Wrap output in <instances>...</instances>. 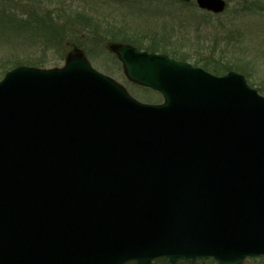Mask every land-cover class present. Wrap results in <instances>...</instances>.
<instances>
[{
	"label": "water",
	"instance_id": "1",
	"mask_svg": "<svg viewBox=\"0 0 264 264\" xmlns=\"http://www.w3.org/2000/svg\"><path fill=\"white\" fill-rule=\"evenodd\" d=\"M115 50L164 104L139 103L82 56L0 82V264L264 255V97L233 72Z\"/></svg>",
	"mask_w": 264,
	"mask_h": 264
},
{
	"label": "rangeland",
	"instance_id": "2",
	"mask_svg": "<svg viewBox=\"0 0 264 264\" xmlns=\"http://www.w3.org/2000/svg\"><path fill=\"white\" fill-rule=\"evenodd\" d=\"M226 1L228 6L223 13L212 14L200 10L195 1L184 7L168 0H0V57L11 60L9 64L20 61L25 65L52 68L64 65L67 55L83 53L95 69L124 86L135 99L162 103L161 94L127 78L109 50V44L115 40L112 35L101 31L103 39L95 46L91 40L93 31L84 28L83 18L74 16L77 13L92 16L104 27L144 34L142 37L146 40L150 35L161 34L167 22L181 31H174L170 40L173 45L161 44V50L170 54L178 52L173 55L192 64H205L220 73L230 67L242 70L248 74L249 83L260 87L264 95V0ZM61 8L67 10L58 13ZM45 12L51 15V27L46 28L45 19L38 16ZM12 15L21 22H31L39 34L20 23L18 30L13 29L11 25L15 21L7 19ZM198 25L199 28L195 27ZM156 29L157 34L151 32ZM3 63L0 61V78ZM195 263L216 264L212 260ZM242 264H264V257L248 258Z\"/></svg>",
	"mask_w": 264,
	"mask_h": 264
},
{
	"label": "trees",
	"instance_id": "3",
	"mask_svg": "<svg viewBox=\"0 0 264 264\" xmlns=\"http://www.w3.org/2000/svg\"><path fill=\"white\" fill-rule=\"evenodd\" d=\"M38 16L41 17L42 19H45L46 24H45L44 26H45L46 28H47V27H51L52 24L50 23V22H51V18H50V16H48V15H44V16H42V15H38ZM46 17H49L50 20H48V19L46 20ZM7 19L15 21L16 24H12V25H11V27H12L13 29H15V30H18V29L21 27L20 24H24V25H26V26H29V27L32 28L33 30H35L34 27H33L32 24H31V22H29V24H28V22H24V21L21 22V21H19L17 18H15L14 15L7 17ZM18 23H20V24H18ZM13 26H15V27H13ZM36 26L39 27L38 25H36ZM35 31H36V30H35ZM47 31L49 32V33H48L49 35H52L49 29H48ZM47 37H48V39L50 38L49 36H47ZM2 60H3V61H4V60L7 61L6 59H2V58L0 57V61H2ZM185 262H186V264H193V263H191L190 261H185ZM157 263H158V264H170L167 260H163V259L158 260ZM181 263H182V262H180L179 264H181ZM194 264H196V263H194Z\"/></svg>",
	"mask_w": 264,
	"mask_h": 264
}]
</instances>
